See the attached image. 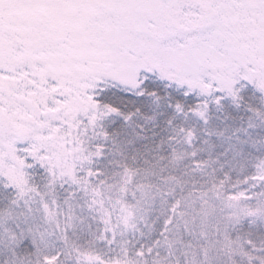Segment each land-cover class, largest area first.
I'll return each mask as SVG.
<instances>
[{
	"label": "snow or ice",
	"instance_id": "6c2138e0",
	"mask_svg": "<svg viewBox=\"0 0 264 264\" xmlns=\"http://www.w3.org/2000/svg\"><path fill=\"white\" fill-rule=\"evenodd\" d=\"M0 264H264V0H0Z\"/></svg>",
	"mask_w": 264,
	"mask_h": 264
}]
</instances>
